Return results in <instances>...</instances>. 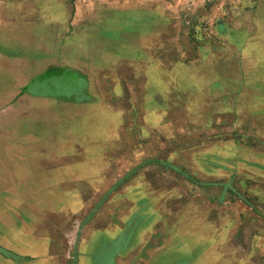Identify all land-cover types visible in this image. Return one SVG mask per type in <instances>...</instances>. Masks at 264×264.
<instances>
[{
    "label": "crops",
    "instance_id": "obj_1",
    "mask_svg": "<svg viewBox=\"0 0 264 264\" xmlns=\"http://www.w3.org/2000/svg\"><path fill=\"white\" fill-rule=\"evenodd\" d=\"M99 1L79 3L75 12L54 9L47 20L39 6L0 8V264H264V214L254 215L259 226L247 228L253 214L202 215L190 207L169 225L162 207L167 194L151 193L165 187L153 178L140 182L139 199L149 209L160 206L158 230L136 224V196H126L125 216L98 212L74 249L66 240L71 189L107 186L121 170L117 158L133 155L132 142L151 139L154 126L167 124L169 112L179 114L183 104H196L194 115L211 113L216 142L209 145L208 173L224 168L217 161L228 172L249 175L239 189H256V202L264 204V23L258 10L243 12L223 42L192 50L180 20L182 0ZM61 78L84 81L91 99L41 95L42 83ZM124 104L134 116L139 104L138 132L121 133ZM41 106L53 117L41 120ZM43 120L51 126L46 133L35 127ZM122 140L129 149L119 148ZM109 156L116 157L111 169L104 163ZM113 198L107 199L112 207L124 200ZM91 203L87 197L80 207Z\"/></svg>",
    "mask_w": 264,
    "mask_h": 264
},
{
    "label": "rangeland",
    "instance_id": "obj_2",
    "mask_svg": "<svg viewBox=\"0 0 264 264\" xmlns=\"http://www.w3.org/2000/svg\"><path fill=\"white\" fill-rule=\"evenodd\" d=\"M96 1L97 0H0V8L5 6H16L18 4H23L27 7L28 5L39 6L41 17L47 20V17L52 15L50 11L54 12V9L59 10V8L63 6H70L73 12H75V7L79 3L87 5L92 3L95 6ZM101 1L102 0L98 3L107 2L106 0H103V2ZM180 2V7H182L179 9L180 20L187 28L189 36L188 42L191 44L192 50H197L198 47L211 46L223 42V37L225 33L228 32V27L235 31L234 26H237L241 21L240 18L243 12L258 10L259 21L264 23V0H182ZM128 14H121L120 16L124 18L127 17ZM56 15H60L59 11L56 12ZM128 18L130 19V17ZM97 25H100V22L97 23ZM232 56L233 57L230 58L235 62L238 56L236 54ZM189 61H191V56L184 58L185 64L189 63ZM219 66L223 68V63H220ZM84 86V81L61 78L50 80L47 84L42 83L39 91L41 95L47 97L67 96L73 100L82 99V101H89L91 98H88V95L83 93ZM187 98L189 97L186 96L185 100ZM48 105L51 107V104ZM183 105H185V107L179 114H177L176 111L169 112L167 124L154 126L150 134L151 139L147 136L145 139H138L135 143L132 142L133 144L130 145V147L132 146L135 148L133 155L129 154V156L125 155V157L117 158V160L119 159L118 165L121 170L119 173H115L112 178L109 177L106 184L107 186L104 188H85L74 184L77 185V187L71 189L73 198L72 229L70 238L67 236L68 238L66 239L71 242L73 249L80 237L79 232L83 225L96 213L102 212L110 214L112 212H117L118 216L120 214L121 217H123L125 214L123 213V209L128 207L126 196H136V199H134L135 202L130 200V202L138 203V205L135 206V217L139 218L136 224L143 223L145 226L154 224L155 230H158L159 223H155L154 218L158 215V208H160V206L155 207L152 205L151 209H149V207H147L148 204H145L144 201L139 199L144 198L143 183L140 182L144 180L152 181L151 178L155 179V181H152L154 185L160 186V184H162V186L165 187H155L151 190V193L152 196H156L155 194L158 195L160 192H165L167 194L162 207L166 208L167 211H165V213L169 215V225L174 223V220L170 218L173 217L175 213L189 212L191 211V209L188 210L190 207H193L192 209H194V211L202 215L223 211L227 212L229 210L231 213L240 212L241 214H253V217H250V219L253 218L252 220L244 221V223H246L245 225L247 228L260 225L259 223H261L262 220L261 222L257 221L254 219V215L258 213L264 214V204L256 202V189H244V191L239 189V182L249 181V175L238 173L234 169L232 172H228L226 169L228 166L217 161H214V165H223L224 168L219 167L217 172L208 173L207 163L209 162V145H215L214 143L216 142L213 141V136H211L214 132L213 128L208 126L211 117L210 111L200 109L201 113L194 115L197 110L193 108V105L196 104ZM138 106L139 104H135L137 109L134 116L131 109L129 111L128 105L124 104V109H122L124 119L122 120L123 125L120 129L122 134L133 130L134 127L137 132L140 130V124L138 123L141 121L142 116ZM204 106L206 105L204 104ZM47 107L41 106L39 115L41 120L46 117H53V112ZM181 116L183 117V121L179 123L178 121H180ZM105 118L107 117L105 116ZM133 120H135V123ZM35 127L42 133H46V131L51 128L50 125H47L46 120H43L39 126ZM106 127L105 125V128ZM88 129L92 130V125H89ZM235 131H232V133L238 136L237 130ZM222 136H219V138L223 139ZM208 137L212 140L211 142L207 141ZM215 140H218V138ZM120 144H118L120 149H129L127 140H122ZM104 147L108 149L112 148V146H109L107 143H105ZM115 159L116 157H105L104 163L111 169ZM212 162L210 164H212ZM156 165L162 167V172L154 171V166ZM133 169L134 171H130L129 173V170ZM106 174L109 173L107 172ZM122 181L123 184H120ZM127 182L130 184H127ZM131 182L133 184H131ZM231 182H234V185H232V188H229L230 186L228 184ZM224 183L227 185L224 186ZM46 191L47 190H44V192ZM87 197L92 201V205H89L88 209H84V207L81 209L80 202L86 200ZM113 197H116V199L123 197L124 200L112 207V205L107 204V199L110 198L111 200ZM224 200L226 205L223 203ZM191 202L193 204L192 206ZM173 239L174 238H170L171 241H173ZM171 264L176 263L174 262Z\"/></svg>",
    "mask_w": 264,
    "mask_h": 264
}]
</instances>
